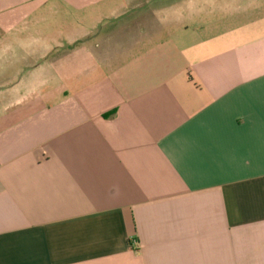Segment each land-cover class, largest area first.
Masks as SVG:
<instances>
[{
	"label": "crops",
	"instance_id": "0c3cea01",
	"mask_svg": "<svg viewBox=\"0 0 264 264\" xmlns=\"http://www.w3.org/2000/svg\"><path fill=\"white\" fill-rule=\"evenodd\" d=\"M0 264H264V0H0Z\"/></svg>",
	"mask_w": 264,
	"mask_h": 264
},
{
	"label": "built area",
	"instance_id": "2783aa9c",
	"mask_svg": "<svg viewBox=\"0 0 264 264\" xmlns=\"http://www.w3.org/2000/svg\"><path fill=\"white\" fill-rule=\"evenodd\" d=\"M133 244H134L135 246H138V245H139V243L137 242V240H134V241H133Z\"/></svg>",
	"mask_w": 264,
	"mask_h": 264
}]
</instances>
